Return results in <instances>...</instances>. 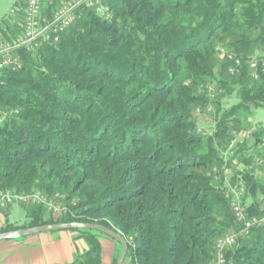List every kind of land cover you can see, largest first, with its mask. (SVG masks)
I'll return each mask as SVG.
<instances>
[{
    "label": "trees",
    "instance_id": "trees-1",
    "mask_svg": "<svg viewBox=\"0 0 264 264\" xmlns=\"http://www.w3.org/2000/svg\"><path fill=\"white\" fill-rule=\"evenodd\" d=\"M51 1L47 17L67 0ZM105 4L107 15L81 9L58 42L18 50L19 67L0 71V192L58 195L68 208L54 218L32 205L0 233L94 223L125 239L131 264H211L218 239L242 230L231 188L243 204L264 190V123L247 116L264 108V0ZM13 7L6 39L22 33L24 2ZM201 111L212 124L200 127ZM243 213L257 224L225 257L264 264V201ZM77 231L87 250L69 264H101L104 235Z\"/></svg>",
    "mask_w": 264,
    "mask_h": 264
},
{
    "label": "built area",
    "instance_id": "built-area-1",
    "mask_svg": "<svg viewBox=\"0 0 264 264\" xmlns=\"http://www.w3.org/2000/svg\"><path fill=\"white\" fill-rule=\"evenodd\" d=\"M105 1L106 0L60 1L52 15L47 17L42 13L44 7L43 0H25L22 33L14 36L10 40H6L0 34V71L9 67L12 69L19 67L18 58L15 55L18 50L31 52L42 42H58L61 33L77 20L81 9L86 8L95 10L102 15H107L108 6L105 4ZM1 25H3V22L0 18V26ZM227 57L234 60L235 65L239 66V60L233 59L230 55ZM254 68L255 64L251 62L250 69ZM229 71L231 73L234 72L232 69H229ZM262 127L264 128V125ZM247 134L248 133H244L241 137L244 138ZM18 202L42 206L46 210V214H51L52 216H60L61 214L68 213V208L62 203L60 204L58 195L54 196V198H49L40 191H33L30 194H16L8 190L0 192V211H4L8 206ZM231 211L234 214L236 223L242 227V233H247L252 226L257 224L255 218H246L238 202H232ZM237 236L238 233L233 231L218 239L215 247L216 251L214 253L215 258L211 264H232L225 255L226 251L232 248L236 243L235 240Z\"/></svg>",
    "mask_w": 264,
    "mask_h": 264
},
{
    "label": "crops",
    "instance_id": "crops-1",
    "mask_svg": "<svg viewBox=\"0 0 264 264\" xmlns=\"http://www.w3.org/2000/svg\"><path fill=\"white\" fill-rule=\"evenodd\" d=\"M12 14L13 11L8 14L9 17L8 15L0 17L3 22L0 27L4 30L12 24ZM24 208L22 205H10L6 211L0 212V230L7 223L15 227L21 224L16 220L25 222ZM99 243L102 248L101 264H113L116 252L114 242L109 238L101 237ZM104 248L107 251L105 257H103ZM86 250L87 247L79 233L63 230L41 233L19 240L0 241V264H69L78 254Z\"/></svg>",
    "mask_w": 264,
    "mask_h": 264
},
{
    "label": "rangeland",
    "instance_id": "rangeland-1",
    "mask_svg": "<svg viewBox=\"0 0 264 264\" xmlns=\"http://www.w3.org/2000/svg\"><path fill=\"white\" fill-rule=\"evenodd\" d=\"M24 1L25 0H19V3L21 5V7H22V4H23ZM44 1H45L44 4L47 5V2H46L47 0H44ZM15 2H16V0H0V17H3L5 15H8L9 13H11L12 9L14 8L13 5H14ZM49 4H52V1L51 0H49ZM54 10L51 13H53ZM217 88H218V86L214 82L211 85V87L208 89V93L207 94H208V97L212 101H214V98L217 96L216 95L217 93H218L219 96L221 94L220 91ZM210 90H213V91H210ZM223 100L224 101H223V105L222 106H223L224 109H228L232 104L236 103L233 98H228V99L227 98H224ZM212 113H213V111H211V112H202L201 111L200 114H198L199 115V121H200V127H204V123L205 122L206 123H209V124H212L213 123L214 116L211 115ZM247 116H249L250 120L252 121V123H254L255 126L258 123H264V108L253 109L252 112H251V114L250 115H247ZM255 126H252L251 128L256 129ZM250 139L251 138H248L247 139V142H248V146L247 147H249L252 144V142H251ZM255 170H256V176H257V179L259 180V183L264 184V168L259 167V168H255ZM227 175H228V173H227ZM244 193H245V190L243 188H239V189H237V188H231L230 193H229L231 196H233L231 200H234V201L238 202L244 212H245V207L247 205L251 204L253 201H256L257 203H260V201H264V190H263V191L257 193L254 198L253 197H250V196L246 197L247 200L243 204V198H244V195H245ZM13 205H22V206L25 207L24 208L25 211H27L28 208L32 207V205H29V204H26V203L23 204V203H19V202L18 203H14ZM6 210L7 209H5V211ZM53 217L54 218H57L58 216H53ZM247 217H248V213H246V218ZM16 221H17L18 224L21 223L17 227H19L20 225H22V224L25 223V222H23L21 220H19V221L16 220ZM64 231H68V230H64ZM69 232L70 233H75V234L78 233L77 230L76 231H69ZM236 233H239V235L242 234V232H240L239 229H238V232H236ZM102 237L104 239L107 238L106 235L105 236H102ZM114 246H116V252H115V257H116V255L119 252L120 247L117 246L116 244ZM106 254H107V251H106V248H104V250H103V257H105ZM101 257H102V248H101ZM124 264H131V262H130V260L126 259V261H125Z\"/></svg>",
    "mask_w": 264,
    "mask_h": 264
},
{
    "label": "water",
    "instance_id": "water-1",
    "mask_svg": "<svg viewBox=\"0 0 264 264\" xmlns=\"http://www.w3.org/2000/svg\"><path fill=\"white\" fill-rule=\"evenodd\" d=\"M62 230L63 231L93 230L101 233L104 236L106 235L107 237H109L110 239H112L114 242H116L118 245L121 246L119 255L116 259L117 260L116 264H124L126 254L128 252V246L125 239L117 232H114L112 229L94 223L86 224L80 222H76V223L61 222V223L47 224L42 226H35L33 228L19 229L18 231L0 233V241L19 240V238H25V237L33 236L35 234L56 232Z\"/></svg>",
    "mask_w": 264,
    "mask_h": 264
}]
</instances>
